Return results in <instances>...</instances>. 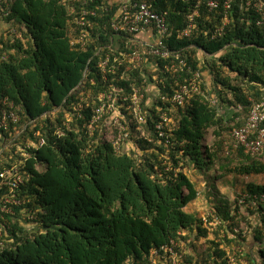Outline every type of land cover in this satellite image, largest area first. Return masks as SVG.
Here are the masks:
<instances>
[{
	"label": "trees",
	"instance_id": "16d2710c",
	"mask_svg": "<svg viewBox=\"0 0 264 264\" xmlns=\"http://www.w3.org/2000/svg\"><path fill=\"white\" fill-rule=\"evenodd\" d=\"M149 1L168 12L170 47L212 80L210 89L202 76L200 91L174 106L169 141L155 128L162 100L150 106L147 94L139 121L131 99L151 80L173 93L176 74L167 61L152 72L129 60L113 72V56L106 75L98 66L109 52L98 54L117 4L105 12L109 3L100 1L93 26L82 27L68 0H13L8 7L0 0V118L10 110L6 97L21 108L19 122L0 127V172L16 166L23 177L19 204L6 201L11 184L0 177V264H150L162 247H173L188 264H264V206L253 207L251 199L240 205L241 194L234 203L210 201L209 214L191 212L201 193L185 171L220 164L236 175L264 173V152L245 153L232 136L264 100V10L231 0L226 22L225 0L213 11L209 0ZM198 4L191 36L177 38ZM82 28L89 30L84 48L72 45ZM122 42L123 53L138 45ZM177 74L189 82L191 73ZM101 92L130 96L119 107L129 150L118 151L107 137L108 115L88 128ZM246 192L264 193V185L250 183Z\"/></svg>",
	"mask_w": 264,
	"mask_h": 264
},
{
	"label": "built area",
	"instance_id": "2783aa9c",
	"mask_svg": "<svg viewBox=\"0 0 264 264\" xmlns=\"http://www.w3.org/2000/svg\"><path fill=\"white\" fill-rule=\"evenodd\" d=\"M70 5L68 7L70 15L73 17L77 25L82 27H92L94 24L93 18L99 16L98 3L104 1L109 3V6L104 7L105 12H110L112 5L117 4L118 9L115 13L111 14L110 28L106 30L104 35L107 36V42L99 47L98 54L103 53L105 50H109L106 56L98 62V66L101 68L104 75L108 72L109 67L114 70L121 65L124 61L138 63L139 65H152L155 68H159V60H166L165 68L168 72L176 74L174 79V91L171 95L165 94L159 84L156 82V97L162 100V105H159L161 112L158 113L160 119L157 121L155 128L158 130L161 138L169 141V136L166 132V128L171 123L170 113L173 111L174 106L185 104L194 93L200 91V84L202 80L201 71H193L191 66L187 64V61L181 57L180 51L171 48L169 39L173 37L169 27V17L167 11H159L154 8V5L149 0H68ZM2 2L8 7L13 0H2ZM207 7L210 11L218 9L220 7L219 0H209ZM247 7H254L257 11L264 10V0H246ZM199 4L194 11L187 15L186 26L177 33V38L189 37L194 30L195 18L199 16L200 12ZM231 8V0H225L224 11L226 14V22L229 21L227 15L228 10ZM222 28L218 30L221 32ZM13 33L20 37L22 34L16 29H13ZM89 39V30L82 28L81 32L77 34L73 40L72 45L86 47ZM128 40L129 42H136L138 45L134 46L130 52L123 53L122 40ZM113 56L114 63L110 65L111 58ZM119 56H122L120 58ZM110 65V66H109ZM109 69V70H110ZM180 70H186L191 73L189 82L182 83L179 78ZM163 82V79H160ZM165 87V86H164ZM149 95L148 87L143 85L141 87H135L131 99L133 101V111L136 118L139 121H144L143 116V100L146 95ZM129 95H119L114 92H101L99 99L101 104L96 110L93 120L89 123V130L95 129V123L102 121L106 115L109 116L107 121L116 128V133L113 136V143L116 149L119 151L122 149V142L126 141L129 137V132L126 125L122 122L123 115L118 109L121 105L120 101L127 100ZM149 99L147 100V102ZM3 103L8 104L10 110H5L0 118V127L7 129L9 127V120L13 122H19L21 117L18 114V110L21 108L17 106L13 101L9 102L6 97ZM169 103V104H168ZM214 103V101H213ZM80 106L76 107L79 109ZM60 132V129L57 131ZM234 138V144L236 147L243 148L245 153L260 155L264 152V100L254 103L249 116L243 126L236 128L232 131ZM45 140L42 138L41 144H44ZM0 177L4 178L7 183L11 184V197L7 198L8 203L19 204L20 201L16 199V190L23 182L22 175L18 172L16 166L9 170L0 172ZM8 177V180H7ZM1 188V182H0ZM248 199H251V205L254 207L264 206V193L245 192L239 198V204H244ZM264 213V212H263ZM204 221L207 222V215L204 217ZM169 250V251H168ZM188 264L184 261L182 254L176 251L173 247L170 249L162 247L161 249H155L152 253L150 264ZM234 264V260H232ZM242 263H246L242 259Z\"/></svg>",
	"mask_w": 264,
	"mask_h": 264
},
{
	"label": "rangeland",
	"instance_id": "374dc122",
	"mask_svg": "<svg viewBox=\"0 0 264 264\" xmlns=\"http://www.w3.org/2000/svg\"><path fill=\"white\" fill-rule=\"evenodd\" d=\"M3 22V21H2ZM5 28V26H4ZM4 31L3 26L0 24V34ZM1 36V35H0ZM149 72H152L155 67L152 65H149ZM202 76L206 77V82L208 88L211 89V75L207 70H204L202 72ZM156 78V76H155ZM148 92H149V101L148 104L152 106V104L156 103V81L151 80L149 82L148 86ZM119 109V108H118ZM226 110V108H225ZM234 112V109L232 110ZM227 115L232 116L233 113L229 112ZM241 120L245 119V115H242ZM108 127L107 129L105 128ZM108 126L107 124H104V128L106 129V134L109 139L113 138V135L115 133L114 127L108 120ZM214 138L210 137L209 141H213ZM127 144H131L132 142L124 141L122 142V146H127ZM259 157L262 158L264 161V156L260 155ZM236 163V162H234ZM191 165V164H190ZM235 165V164H233ZM189 166V165H188ZM194 168H192V167ZM189 168H185L186 173H188L192 179L196 182L199 192L201 193L200 197L201 200L196 204V206H191V204L187 207L189 211L200 214H209L210 212V201L216 202V204H219L221 202L230 201L231 203H234L235 199L241 194H244L247 190L248 184L253 183L255 185H264V173L261 174H253V175H236L234 173H229L227 171H224L220 164H216L214 166H210V169H204L201 170L200 168L196 167L195 165H191ZM245 191V192H244ZM216 198V199H215ZM210 202V203H207ZM23 220V217H22ZM28 228H31L32 225L25 223ZM201 246V245H200ZM205 246V245H204Z\"/></svg>",
	"mask_w": 264,
	"mask_h": 264
},
{
	"label": "crops",
	"instance_id": "0c3cea01",
	"mask_svg": "<svg viewBox=\"0 0 264 264\" xmlns=\"http://www.w3.org/2000/svg\"><path fill=\"white\" fill-rule=\"evenodd\" d=\"M224 111V110H223ZM229 112H231V114L233 113V111L232 110H230V109H227V110H225L224 111V113H229ZM124 147V146H123ZM130 147H132V145L131 144H127V146H125L124 147V149L125 150H129L130 149ZM200 200H201V197L199 196L198 198H197V200H195L193 203H191V206H196V204L198 203V202H200ZM207 203H210V202H207ZM200 213V215H203V213L201 214V212H199Z\"/></svg>",
	"mask_w": 264,
	"mask_h": 264
}]
</instances>
